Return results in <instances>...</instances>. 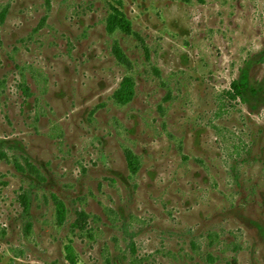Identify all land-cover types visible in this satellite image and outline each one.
<instances>
[{
	"label": "rangeland",
	"instance_id": "rangeland-1",
	"mask_svg": "<svg viewBox=\"0 0 264 264\" xmlns=\"http://www.w3.org/2000/svg\"><path fill=\"white\" fill-rule=\"evenodd\" d=\"M115 8L131 34L107 31ZM67 247L264 264V0H0V264H70Z\"/></svg>",
	"mask_w": 264,
	"mask_h": 264
},
{
	"label": "trees",
	"instance_id": "trees-1",
	"mask_svg": "<svg viewBox=\"0 0 264 264\" xmlns=\"http://www.w3.org/2000/svg\"><path fill=\"white\" fill-rule=\"evenodd\" d=\"M6 14L5 12L2 14V20H4ZM107 31L110 34H113L117 31H121L126 34H131L132 32V24L127 19L124 13H122L119 9L115 8L113 9V13L109 16L107 20ZM115 56L120 62L126 63V57L122 53L119 47L114 48ZM244 79H247V77H244ZM245 82L241 80H236L232 84V89L230 91L225 92L226 99L230 101H235L238 99L244 100L245 94H244V88H245ZM135 97V84L131 78H126L121 83L119 90L115 93L114 98L115 100L121 104V105H127L132 102V100ZM2 157H5V155H1ZM126 159H127V165L129 170L136 174L138 172V160L136 156L132 152L126 153ZM16 168L21 172H26V169H29L31 172L36 173V168L30 164L29 162L26 163V167H24L21 164H16ZM25 212L28 213L31 207V196L25 195ZM56 202V209H57V218L58 223L60 225H63L67 218V210L66 206L63 202H60L55 198ZM68 251V260L70 264H78L75 255L73 253V250L71 247H67Z\"/></svg>",
	"mask_w": 264,
	"mask_h": 264
}]
</instances>
